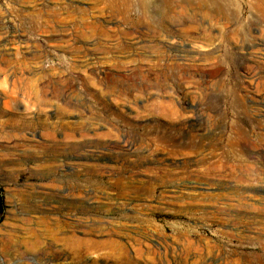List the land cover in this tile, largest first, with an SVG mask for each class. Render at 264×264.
Returning a JSON list of instances; mask_svg holds the SVG:
<instances>
[{
	"label": "rangeland",
	"instance_id": "obj_1",
	"mask_svg": "<svg viewBox=\"0 0 264 264\" xmlns=\"http://www.w3.org/2000/svg\"><path fill=\"white\" fill-rule=\"evenodd\" d=\"M262 9L0 0V264H264Z\"/></svg>",
	"mask_w": 264,
	"mask_h": 264
},
{
	"label": "bare ground",
	"instance_id": "obj_2",
	"mask_svg": "<svg viewBox=\"0 0 264 264\" xmlns=\"http://www.w3.org/2000/svg\"><path fill=\"white\" fill-rule=\"evenodd\" d=\"M103 1V0H102ZM125 1H139V2H148V1H150V0H125ZM165 1H171V0H165ZM219 1H221V0H180V2H182V3H191V2H196V3H201V4H203V5H208L209 6V4H214V3H218ZM24 2V1H23ZM24 3H26V2H24ZM33 4V3H32ZM223 4V3H222ZM31 5V4H30ZM71 6V5H70ZM211 6V5H210ZM75 7V6H74ZM205 7V6H204ZM212 8H213V6H211ZM58 8L59 7H57V10H58ZM68 8V7H67ZM78 8V7H77ZM179 8V7H178ZM209 8V7H208ZM30 9V8H29ZM52 9V8H51ZM262 10H264V9H262ZM182 11H184V10H182ZM29 12V11H28ZM51 12V11H50ZM84 12V11H83ZM179 12H180V10H179ZM219 12H220V10H219ZM223 13V12H222ZM38 14V12H36V10H35V13H33V15L31 14V16H35V15H37ZM30 15V14H29ZM28 17V16H27ZM59 18V17H58ZM37 19V18H36ZM40 19V18H39ZM44 21V20H43ZM1 22V21H0ZM35 22V21H34ZM42 23V22H41ZM40 23V24H41ZM47 23V22H46ZM39 25V24H38ZM35 27H37L36 25H34ZM44 26V25H43ZM48 26L46 25V28H47ZM32 29H33V25H32ZM1 32V31H0ZM1 35V34H0ZM58 35V34H57ZM62 35V34H61ZM55 36V35H54ZM17 37V36H16ZM57 37V36H56ZM63 37V36H62ZM51 38V37H50ZM55 38V37H54ZM18 39V40H17ZM58 40H60L59 42H62L61 41V39H58ZM58 40H57V42H58ZM63 40V39H62ZM64 42V41H63ZM65 42H68V41H65ZM66 44V43H65ZM61 45V44H60ZM60 45H59V47H60ZM71 45V44H70ZM19 47H25V48H29L30 47V45L28 44V42H25V41H20V39L19 38H15V39H8V38H6V37H2V38H0V49L1 48H3V49H7V48H14V49H16L17 51H19L17 48H19ZM41 47V46H40ZM39 47V48H40ZM57 47V46H56ZM22 48V49H23ZM36 48V47H35ZM13 49V50H14ZM30 49V48H29ZM38 49V48H37ZM15 50V51H16ZM4 51V50H3ZM8 51V50H7ZM1 52V51H0ZM201 192V191H200ZM198 194H200V193H198ZM213 194V193H212ZM202 195V194H201ZM243 197V196H242ZM206 198H208V197H206ZM214 199V198H213ZM216 199V198H215ZM219 200V199H218ZM210 201H212L211 199H210ZM237 204V203H236ZM243 205V204H242ZM244 206V205H243ZM248 206V205H247ZM244 208V207H243ZM218 210V209H217ZM231 210V209H230ZM233 211V210H232ZM215 212V211H214ZM217 212V211H216ZM247 216V215H246ZM242 220V219H241ZM248 220V219H247ZM250 220V219H249ZM241 222V221H240ZM246 222V221H245ZM248 222V221H247ZM252 224V223H251ZM261 225V224H260ZM56 227V226H55ZM241 228V227H240ZM260 232H262V231H260ZM58 234V233H57ZM50 241V240H49ZM62 241H63V243H64V245H72V246H75L76 248H81V247H84V246H87L89 243L86 241V240H80V239H78V238H73V237H66V238H64V239H62ZM135 242V241H134ZM117 244H119V243H117ZM47 245V244H46ZM91 245H94V244H91ZM115 244H113L112 242H110V243H106V246L107 247H109V246H114ZM121 246V245H120Z\"/></svg>",
	"mask_w": 264,
	"mask_h": 264
},
{
	"label": "trees",
	"instance_id": "obj_3",
	"mask_svg": "<svg viewBox=\"0 0 264 264\" xmlns=\"http://www.w3.org/2000/svg\"><path fill=\"white\" fill-rule=\"evenodd\" d=\"M0 205H1V199H0Z\"/></svg>",
	"mask_w": 264,
	"mask_h": 264
}]
</instances>
